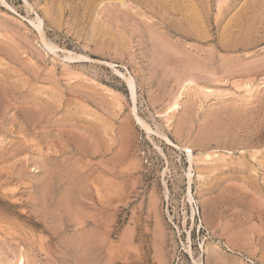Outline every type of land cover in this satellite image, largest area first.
Instances as JSON below:
<instances>
[{"label":"rangeland","instance_id":"rangeland-1","mask_svg":"<svg viewBox=\"0 0 264 264\" xmlns=\"http://www.w3.org/2000/svg\"><path fill=\"white\" fill-rule=\"evenodd\" d=\"M263 64L264 0H0V264H264Z\"/></svg>","mask_w":264,"mask_h":264},{"label":"bare ground","instance_id":"bare-ground-1","mask_svg":"<svg viewBox=\"0 0 264 264\" xmlns=\"http://www.w3.org/2000/svg\"><path fill=\"white\" fill-rule=\"evenodd\" d=\"M37 18V17H36ZM37 20V19H36ZM39 21V22H38ZM37 22H38V24H37ZM37 22H34L33 21V23L38 27V28H41V24H42V19L41 18H39V16H38V20H37ZM96 22V21H95ZM191 28V27H190ZM195 28V27H194ZM101 29V28H100ZM110 29V28H109ZM40 30V29H39ZM195 30H196V28H195ZM42 33H43V31H42ZM199 34V33H198ZM111 35V34H110ZM252 35V34H251ZM201 36V35H200ZM249 36V35H248ZM196 38V37H195ZM46 43H47V41H46ZM248 43H250V42H248ZM252 43V42H251ZM52 44V43H51ZM50 43H48V45L47 46H49L51 49H53L54 50V48L56 47V46H53V45H51ZM242 44H244V43H242ZM231 45V44H230ZM234 45V44H233ZM237 45V44H236ZM224 46V45H223ZM246 46V45H245ZM228 47H229V45H228ZM232 47V46H231ZM57 48V47H56ZM55 48V49H56ZM231 52V51H230ZM72 57V56H71ZM81 57V56H80ZM195 57V56H194ZM76 58V57H75ZM191 60V59H190ZM189 60V61H190ZM188 61V62H189ZM191 61H194V60H191ZM191 61H190V64H191ZM261 62V61H260ZM262 64V63H261ZM192 65H194V64H192ZM264 65V64H263ZM198 66V65H197ZM198 72V71H197ZM130 75V74H129ZM124 77H125V79H126V81H127V83L129 84V86H130V88H131V91H132V95H133V97L135 98V82H134V78L132 77V76H125V75H123ZM137 116V119H138V121L143 125V126H145V128H147L148 130H150V129H152V128H150L148 125H147V123H145V122H143V120L138 116V115H136ZM127 131V130H126ZM152 131V130H151ZM169 141H170V139L169 138H167ZM186 150L189 152V155H190V157H191V153H193V150L192 149H190V147H186ZM211 156V155H210ZM193 157V156H192ZM201 169V168H200ZM189 175H191V173H189ZM114 178V177H113ZM190 182H191V178H190ZM190 184V183H189ZM190 189H191V186H190ZM189 192H191L190 190H189ZM192 198H193V196L191 195V193H190V200H192ZM110 221V220H109ZM106 233V232H105ZM80 258H81V256H80ZM163 263V262H162ZM197 264H201V263H198L197 262Z\"/></svg>","mask_w":264,"mask_h":264}]
</instances>
